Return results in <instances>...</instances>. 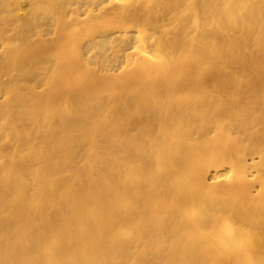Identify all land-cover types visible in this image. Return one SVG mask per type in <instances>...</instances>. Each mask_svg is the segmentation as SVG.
<instances>
[{"label": "bare ground", "instance_id": "bare-ground-1", "mask_svg": "<svg viewBox=\"0 0 264 264\" xmlns=\"http://www.w3.org/2000/svg\"><path fill=\"white\" fill-rule=\"evenodd\" d=\"M0 264H264V0H0Z\"/></svg>", "mask_w": 264, "mask_h": 264}]
</instances>
